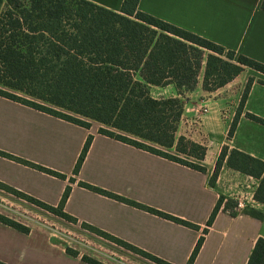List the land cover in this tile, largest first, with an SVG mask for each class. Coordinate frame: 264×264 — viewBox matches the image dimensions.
<instances>
[{"label": "crops", "instance_id": "0c3cea01", "mask_svg": "<svg viewBox=\"0 0 264 264\" xmlns=\"http://www.w3.org/2000/svg\"><path fill=\"white\" fill-rule=\"evenodd\" d=\"M86 1L114 12H119L124 2ZM263 2L140 0L138 10L264 64ZM250 79L253 82L245 96ZM151 95L156 99L178 97L173 85L153 86ZM184 102L176 139L185 137L206 148L203 161L193 159L206 173L100 135L97 122L89 121L91 127L86 129L0 97V114L17 115L35 132L31 153L10 154L66 176V179L57 178L0 157V182L54 207L71 185L64 210L77 220L70 223L25 204H16V208L0 204V214L29 228L25 234L0 223V262L87 264L82 257L88 256L103 264H155L128 250L121 252V246L85 229L87 234L81 231L75 236L78 229L82 230L79 226L84 228L86 224L170 264H187L201 237L204 243L194 264H248L256 242L264 239V219L247 215L243 209L234 216L222 209L211 227H207V221L221 195L229 197L230 190L246 184L248 191L241 189L254 195L259 180L229 169L225 161L216 185L211 186L209 181L224 147L264 161V125L249 118L253 115L264 120V74L245 68L232 82L208 92L203 89L202 71L196 89L185 95ZM204 106L209 112L200 115ZM197 115L201 117L200 123L195 121ZM89 136H93L90 150L75 176V164ZM67 161L70 167L62 169L61 165ZM73 178L75 183L71 184ZM79 182L132 198L197 225L199 230L87 190ZM130 188L138 189L144 198L131 196ZM249 207L264 212V205L256 201ZM67 248L78 255L68 254Z\"/></svg>", "mask_w": 264, "mask_h": 264}, {"label": "trees", "instance_id": "16d2710c", "mask_svg": "<svg viewBox=\"0 0 264 264\" xmlns=\"http://www.w3.org/2000/svg\"><path fill=\"white\" fill-rule=\"evenodd\" d=\"M139 1L124 0L120 11L114 12L86 0H0V86L32 99L1 88L0 97L86 129L91 127L89 121L98 122L104 126L98 130L100 135L206 173L201 165L180 157L203 161L206 155L204 146L185 137L176 139L185 95L196 89L202 71L203 89L214 92L232 82L245 68L264 74V64L139 11ZM252 82L250 79L245 96ZM169 85L175 87L178 97L156 99L151 95V87ZM249 118L264 125V120L256 116L249 115ZM234 127L235 123L230 137ZM92 141L93 136H89L73 175L79 174ZM171 149L176 155L169 152ZM0 157L66 179L50 168L1 150ZM225 161L229 169L259 180L254 200L264 205V161L224 147L210 178L211 186L216 185ZM70 182L74 184V178ZM79 186L199 230V226L179 217L91 184L79 182ZM0 189L77 223L64 210L71 185L56 207L1 182ZM236 206L234 199L221 195L207 227L213 225L222 209L236 215ZM243 211L256 219H264L261 210L246 206ZM0 223L29 233V228L2 214ZM83 227L155 264H170L92 226L83 224ZM207 232L205 229L204 234ZM203 243L204 237H201L187 264L195 263ZM67 253L78 255L69 248ZM82 260L87 264H103L88 256ZM248 264H264V239L256 242Z\"/></svg>", "mask_w": 264, "mask_h": 264}, {"label": "rangeland", "instance_id": "374dc122", "mask_svg": "<svg viewBox=\"0 0 264 264\" xmlns=\"http://www.w3.org/2000/svg\"><path fill=\"white\" fill-rule=\"evenodd\" d=\"M0 88L4 89V90H7V91H10V90L2 87V86H0ZM10 92L15 93L19 97H22V98H25V99H32L29 96H27V95H25L24 93H21V92H14V91H10ZM45 105H47V104H45ZM91 122H95V121H91ZM96 126H100V128H104V126L101 125L98 122L96 123ZM34 136H35V132L31 128H29L26 124H24L19 119V117L17 115L12 114V113H5V112L0 114V150L5 151L6 153H9V154L11 153L13 155H14L13 152H19V153H24V154L31 153L32 152L31 148L34 147V145L32 144L31 140H32V138ZM169 152H171V154L176 155V153L173 152V151H169ZM180 157H182L183 159H186L189 162H193L194 163V160L192 158L183 157V156H180ZM69 167H70V162L69 161L64 162L61 165L62 169H67ZM101 181L102 180H98V182H100V183H107L108 182V180L104 181V182H101ZM232 190H235V189H232ZM232 190L229 191L230 196L228 198H230V199L232 198V196H231V194L233 193ZM128 193L131 196H137L139 198H144V194L139 192L138 189H136V188H133V189L130 188ZM127 198H129V197H127ZM130 199H132V198H130ZM0 204L1 205H6L8 207L11 206V208H16V207H14L16 204H22V205L25 204L26 206H31L33 208H38V207L28 203L27 201H25L23 199H20V198L12 195L10 193H7V192H5V191H3L1 189H0ZM38 210H40V208H38ZM49 214H51V213H48V216H49ZM51 215H53V214H51ZM79 227L82 230L78 229V231L75 232V236H77V235L79 236L82 232L87 234L86 232H84L83 229H85L89 233H93V232L89 231L86 228H82L81 226H79ZM75 238L77 239V237H75ZM124 249L125 248H123V249L119 248V250H121V252H125L126 249L125 250ZM116 257L119 259V255H116ZM119 261H121V259H119Z\"/></svg>", "mask_w": 264, "mask_h": 264}, {"label": "built area", "instance_id": "2783aa9c", "mask_svg": "<svg viewBox=\"0 0 264 264\" xmlns=\"http://www.w3.org/2000/svg\"><path fill=\"white\" fill-rule=\"evenodd\" d=\"M208 112H209V108L207 106H204L200 110V115L201 114H207ZM200 115H197V118L195 119V121L197 123L201 122ZM242 187H244L246 190L249 188V186L247 184L242 186ZM242 187H240V189H238V190L237 189L232 190L233 191V193L231 194L232 199H234L237 202V206L234 209L235 211H239L241 209H244L246 206H250V205L255 203L254 195L252 193H246V192L244 193V191L241 189Z\"/></svg>", "mask_w": 264, "mask_h": 264}]
</instances>
